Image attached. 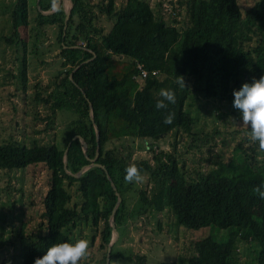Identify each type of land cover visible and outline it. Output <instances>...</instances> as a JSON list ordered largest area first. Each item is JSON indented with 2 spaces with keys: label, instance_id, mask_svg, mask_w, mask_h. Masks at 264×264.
Instances as JSON below:
<instances>
[{
  "label": "trees",
  "instance_id": "obj_1",
  "mask_svg": "<svg viewBox=\"0 0 264 264\" xmlns=\"http://www.w3.org/2000/svg\"><path fill=\"white\" fill-rule=\"evenodd\" d=\"M71 1L65 36L63 7L52 15H43L37 9V27H59L61 68L48 85L39 81L30 96L35 122L44 123L35 133L54 129L60 110L76 114L62 146L36 139L31 144L18 140L0 143V170L42 164L49 175L39 230L28 232L22 224L15 231L19 264H34L53 244L75 243L70 228L83 222L91 225L93 240L101 231L100 248L105 253L96 264H106L113 236L110 216L118 198L116 191L102 167H90L79 176L67 173H78L90 164L87 156L97 153V133L88 100L93 104L100 131L97 162L106 166L122 195L115 213L117 229L127 217L163 212L172 223L187 229L212 227L227 231L216 233L224 235L222 239L207 235L181 248V264H240V241L250 243L255 250L254 256L243 264H264V199L253 192L254 187L264 184V152L249 139L250 129L243 127L236 131L242 132L241 140L226 155L229 140L217 125L212 130L198 129L199 118L188 103L198 98L233 103V90L264 76V0H256L245 9L239 0H176L170 1V11L165 10L162 1L156 5L151 0H100L95 5L92 0ZM56 2L40 0L38 5L47 11ZM95 6L113 21L108 31L97 26L100 16L94 11ZM183 8L187 18L181 20ZM29 11V0H17L11 12L13 32L4 36L11 45H23L25 52L28 43L20 30L30 25ZM75 45L86 49L72 47ZM92 51L96 53L94 58ZM114 57L127 58L128 66L116 70ZM89 58L93 59L82 64L70 79L77 65ZM140 66L147 71L145 77ZM20 76L25 92L26 53ZM177 76L184 78L185 88L176 83ZM161 89H172L176 94V103L168 109L155 107L161 99ZM39 105L49 111L45 117ZM168 112L175 113L172 124L164 123ZM214 117L222 119L218 114ZM170 133L175 137L174 149L168 152L164 145L147 143L151 157H133V152L120 149L116 143L122 138L160 141ZM77 135L87 142V152L81 139L75 138ZM183 141L186 146L181 149L179 144ZM195 152H209L207 157L212 164L204 170L200 169L201 161L192 160L194 165H188L185 153ZM130 164L140 169L145 186L148 181L153 182L150 189L124 179ZM131 192L138 199L132 211L127 204ZM158 223L162 227V221ZM115 245L111 262L123 259L131 264H148L146 255L124 254L115 251ZM0 264L7 261L3 259Z\"/></svg>",
  "mask_w": 264,
  "mask_h": 264
},
{
  "label": "rangeland",
  "instance_id": "obj_2",
  "mask_svg": "<svg viewBox=\"0 0 264 264\" xmlns=\"http://www.w3.org/2000/svg\"><path fill=\"white\" fill-rule=\"evenodd\" d=\"M16 1L0 0V143L18 140V142L31 144L33 139H36L44 143L52 141L58 146H62L69 123L76 118V114L71 111L60 110L57 113L54 129L49 132L42 131L41 134L35 133V129L44 127V123L35 122L36 111L30 97L34 95L35 86L39 81L43 85H48L61 68L59 27L55 24H46L42 28L37 27L38 0H29L30 25L25 28L22 27L20 30L21 36L28 43L27 51L25 52L23 45L7 43L4 36L13 32L11 12ZM99 1L92 0V4L95 5ZM122 1L125 0H118V3ZM151 1L153 5L162 1L165 10L170 11L172 8L170 1L176 0ZM239 1L243 9L256 2V0ZM64 5L69 8L73 4L71 0H64ZM93 9L100 16L97 26H102L105 31H108L113 21L108 20L105 14L100 13L98 7L95 6ZM182 11L184 15H182L181 20L187 18L185 8ZM25 53L28 60V84L24 92L20 73ZM114 58L117 59L118 57ZM127 60V58L117 59L116 70L121 71L127 67ZM26 95L28 98L25 97ZM188 103L193 115L199 118L197 128L212 130L217 125L222 135L229 140V151L226 155L231 154L234 144L242 138V132H236L244 127L239 110L233 107V103L216 99H190ZM38 109L42 111V117L49 113L42 105H39ZM216 114L222 119L215 120L214 115ZM173 141H175L174 134L170 133L165 140L160 141L141 138H135L134 141L132 138H122L116 143L120 149L133 152V157L145 158L152 156L147 152V143L155 142L161 147L164 145L165 150L169 152L174 149ZM179 145L183 149L186 142L183 141ZM209 155V152H204V154L199 152L185 153L186 163L192 166L194 165L192 160H195V163L201 161L200 169L204 170L212 164L207 157ZM48 178V171L42 164L30 165L25 169L0 170V263L4 259L7 264H19L18 252L14 242L16 240L15 231L22 224L26 225L28 232L39 230L38 225L42 220L41 214L44 210L42 198L49 187ZM145 183L146 181L136 186L150 189L153 185V182L148 181V186H145ZM137 201V196L133 193L128 195L127 204L129 203L130 211L137 206ZM126 212L128 213V205ZM256 212H259V208L256 209ZM159 220L162 221V227L158 223ZM91 228L90 224L84 222L70 228L75 242L79 239L89 241L88 255L81 261V264H96V261L103 258L105 253L104 249L100 248L101 231L93 240ZM118 232L115 251H121L124 254H144L147 256L148 264H158L163 261L181 264V248L184 249L193 240L207 235L222 239L224 235L217 236L216 233H227L226 230L212 229V227L193 230L177 226L163 212H154L136 218L127 217L118 228ZM253 249L250 243L240 241L238 243V262L243 264L245 260L253 257L255 251ZM110 263L131 264L123 259H113L112 262L110 259Z\"/></svg>",
  "mask_w": 264,
  "mask_h": 264
},
{
  "label": "clouds",
  "instance_id": "obj_3",
  "mask_svg": "<svg viewBox=\"0 0 264 264\" xmlns=\"http://www.w3.org/2000/svg\"><path fill=\"white\" fill-rule=\"evenodd\" d=\"M176 83L185 88L182 76H177ZM161 99L156 102L157 109H168L170 104L176 103V94L172 89H161ZM233 107L239 110L242 126L250 129L249 139L258 143L260 151L264 152V76L253 78L252 82H245L238 90H233ZM174 112H168L164 118L165 124H172ZM124 179L129 183H142L143 176L140 169L130 164L125 169ZM253 192L264 199V184L257 185ZM89 241L79 239L75 243H57L48 248L46 253L34 260V264H81L88 255Z\"/></svg>",
  "mask_w": 264,
  "mask_h": 264
},
{
  "label": "water",
  "instance_id": "obj_4",
  "mask_svg": "<svg viewBox=\"0 0 264 264\" xmlns=\"http://www.w3.org/2000/svg\"><path fill=\"white\" fill-rule=\"evenodd\" d=\"M38 3H40V0H38ZM60 7H63L64 8V11H65V14H66L65 25H64V36H65L66 31H67V28H68V21L70 19L71 12H72V7L66 8L65 5H64V0H57V2L54 5L53 9H51L50 11L49 10H47V11L46 10H43L40 5H39V10L41 11V13L43 15H52V14L56 13L59 10ZM65 47H67V46L65 45ZM72 47H74V48H85L84 46H80V45H75V46H72ZM94 57H96V53L95 52H93V58ZM93 58H89V59L81 62L79 65H77V67L70 74V79H73V73L82 64H84L85 62L91 61ZM88 102H89V107H90V116H91V119H92V121L94 123L95 129H96V133H97V139H96L97 140V153H96V155L94 157L87 156V158L90 161V164L89 165H86V166H83L79 170L78 173L73 174L69 170H67V173L72 174V175H75V176H79L84 171H86L87 169H89L90 167H102L106 171V174L108 176V179L111 181V184H112L113 189L116 191V195H117L118 198H117V202H116V204H115V206L113 208L112 214L110 216V223H111L112 229H113V236H116V237L114 238L112 236V239H111L110 243L108 244L107 257H106V264H110L112 246L115 244V242L117 240V237L119 236V232H118V229H117V223H116V220H115V213H116L117 209L119 208L120 203L122 201V195L118 191L117 186L115 185L114 181L111 179V176H110V174H109L106 166L97 162V159H98V156H99V152H100V131H99L98 124L96 123V120H95V117H94V114H93V104H92V102L90 100H88ZM75 138H80L81 139L82 143L84 144V151L87 152L88 151V144L85 141V139L81 135H77V136H75ZM68 150H69V147H67V149L65 150V167H67Z\"/></svg>",
  "mask_w": 264,
  "mask_h": 264
},
{
  "label": "built area",
  "instance_id": "obj_5",
  "mask_svg": "<svg viewBox=\"0 0 264 264\" xmlns=\"http://www.w3.org/2000/svg\"><path fill=\"white\" fill-rule=\"evenodd\" d=\"M140 69L142 70V77H145L147 75V71L143 70L142 66H140Z\"/></svg>",
  "mask_w": 264,
  "mask_h": 264
}]
</instances>
